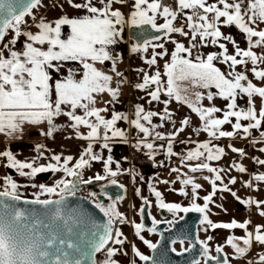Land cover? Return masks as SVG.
<instances>
[{"label":"snow or ice","instance_id":"obj_1","mask_svg":"<svg viewBox=\"0 0 264 264\" xmlns=\"http://www.w3.org/2000/svg\"><path fill=\"white\" fill-rule=\"evenodd\" d=\"M113 0H101L103 7L98 8L92 4V0H88L87 3H73V0H67V3L77 9H86L89 15H85L80 18H68L67 15L62 16L60 19L55 21V26L53 27L50 23L46 22L44 19H40L37 27L39 31L36 34L31 32H22L21 25L25 23L26 16H32L33 20L36 19L34 15V10L42 6V0H0V13H6L5 18L0 22V42H3L6 37V33L9 30H14V38L10 39L7 43H3L0 46V133H5L11 138H19L23 131V125L25 122L39 125L42 122H47L48 130L42 134L51 137L55 131L58 130V126L54 123L53 118L62 114L61 105H70L72 111L63 113L71 118L74 123L70 125L76 130V137L94 140L99 137L100 128H104V140L107 141L108 130L113 129L117 120L127 119V116L114 113L110 120H106L101 112L106 111V109L96 108L92 105L95 104V99L92 96L94 92H103L107 90L113 98H115L119 89H113L108 87L109 81L112 79L111 76L104 74L97 70L93 64L88 63L87 60L100 61L111 59V56L106 51V46L116 43V36L119 34L115 25L122 24L123 17L119 10L110 11L111 3ZM123 2V0H120ZM218 3L223 6V9L217 7L215 4H206V0H179L180 9H192L193 14L187 17L189 23L188 27L193 29L192 40L197 39V35L201 41L207 37H211V43L217 44L219 38L222 37L220 28L217 26V22L221 18H225L223 23L225 25L235 24L247 35V40L249 43V48L247 50H242L238 45H235V41L231 36H223V39L233 43L235 47V55H228L227 47L224 43H220L219 47L223 49V52L217 54L215 52L208 54L207 59H200L198 56L196 58L197 62L192 59H187L180 56V53L187 52L191 55V50L186 48L183 44L176 43V50L171 54V62L165 64V74L167 75V95L169 97L174 96L176 100H184L188 103V106L200 115V119L204 121L203 130L207 131L209 136L213 138L219 137H231L237 133L238 130H243L244 133H250L252 129H258L261 127L262 122H264V106L261 107L258 116L255 110L252 97L254 95H259L264 98V87H258L253 84L248 76L241 72H230L226 76L225 73L221 72L217 68L213 61L218 59V55L223 57V62L230 63V68L233 70L237 65H245L249 61L252 65H257V63L264 64V55L258 56L253 50V47L264 46V30H257L251 25L255 24L257 21L264 22V0H248L245 4V0H237L235 3H228L227 0H218ZM146 7H142L145 6ZM60 7H63L60 5ZM135 11L132 12L130 18L131 25H151L152 28L159 30H166L165 35L172 32H178L182 35H188L184 32L183 28L174 27L172 21L176 19L177 12L164 6L160 3V0H152L151 3L148 0H135ZM162 8L161 15L165 16L166 22L161 25L156 23V13ZM201 10L202 13L201 14ZM149 11L152 15H149ZM207 13H213L211 21ZM171 17V19H168ZM194 20H199L201 23H193ZM71 26V35L66 39H61V26L62 25ZM21 35L26 36L29 41L25 44V49L21 51L12 50L10 45H15L17 43V38ZM253 37H257L253 41ZM154 39H159L155 37ZM47 42L49 47L47 50H41L39 47H35L34 43L43 45ZM150 41H145L143 45H135L132 48L133 52L143 49L147 51L150 45ZM58 46L59 51H54V47ZM195 47V44L192 45ZM153 47L164 48L163 44L153 45ZM9 52V56L5 57L4 51ZM159 55H164L160 53ZM241 57L237 59V57ZM81 60L84 63V68L87 71L84 73V78L82 80H75L71 75L62 82H56L55 84V94L56 99L52 100V85H50L48 68L51 67L52 61L61 60ZM148 64L156 63V54L154 53L152 58L147 61ZM255 77L260 80H264V68L253 67L251 70ZM117 75H121L117 73ZM232 77V78H229ZM190 81L193 85H200L208 88L210 85H215L219 89V95L224 97L231 102L227 105L228 111L224 112L223 118H213L214 113L219 112L220 109L216 107L203 108L197 106L196 103L189 102L186 97L182 96V89L179 82ZM242 81H247L245 86ZM162 81L160 78V73L157 71L155 75L149 76L147 73L144 74L143 83L136 84L135 87L139 89H146L150 84L157 85L154 91H150L148 94L152 101H158L160 99L161 85ZM238 95H246L248 97V107L247 109H239L236 105V98ZM197 101L201 99V94L196 93ZM213 95L209 93L208 99L211 100ZM87 100L88 103H83ZM167 103V102H165ZM77 108H83L84 115H76L75 110ZM144 110L141 106L136 107V120L132 121L145 136L150 135V130L145 127L141 122V113ZM157 115L155 112H147L142 116V119L148 121L151 124V117ZM171 114L168 113L167 108H165L164 115L161 119H170ZM88 117H95V122H92ZM230 117L236 118V123L232 124L234 131H222L220 126L226 123H231ZM241 119L248 121L247 126H242L240 123ZM189 123L188 119L181 121L182 125H187ZM87 126L90 131L84 135L79 132V126ZM153 128L158 127L157 125H152ZM183 131V127L177 130L176 133L169 134L170 136L176 135L178 132ZM218 133V136H217ZM113 136H124V133L119 129L112 132ZM157 139H163L164 137L157 132ZM70 138V137H69ZM261 138L264 139V132H261ZM143 144L144 147L150 150L149 155H151V150L153 149L152 143H146L144 141L139 142L136 146L140 147ZM210 142H205L199 144L195 151H189L187 155L183 158L185 160L198 159L205 155L204 149L207 152V160H218L223 154V148H215L209 146ZM104 148H108L107 142L103 145ZM43 145L37 144L36 151L39 155H43ZM233 151L239 152L243 155L242 149H235ZM264 151V149H261ZM168 155H173L172 152V141L169 140L167 147ZM0 156L6 157L8 166L16 168L22 176L35 177L38 173L52 171H63L67 177H73L74 179H61L56 182L53 186H46L44 184L38 185L40 188V193L36 194L37 198L33 201H25V203H37L45 206H54V211L51 213L52 221L63 220L65 224L68 220L72 219L71 216L65 218L62 211V205L65 202L67 196H73L76 193L79 184H90L93 179L95 181L105 180L107 177H115L117 171H113L111 168L112 157L109 156L107 160L93 152V145L89 143L87 148L80 155L76 162L69 166V162L73 160L72 156H67L63 158L61 155H53L51 160L56 163H48L47 165H36L35 161L39 157L33 158L32 162H22L14 156L10 150L0 152ZM90 161H102L104 166L105 175L96 174L95 177H90L87 180L82 178V171L86 167H90ZM260 164H264V160L258 161ZM238 171H245L242 165H235ZM24 169H29L30 171L25 172ZM119 169V165H117ZM200 169H207L209 172L216 173L214 179L211 180L213 192L205 196L204 204L195 203V198L197 197V189L201 188L199 183H195L194 179L189 177L182 179L180 182L184 185L192 186V196L193 202L190 207H182L180 204L175 203H165L162 194L156 191L151 185L149 188L154 192L157 198V204L162 209H167L169 212H191L195 211L203 214L201 224L206 225L204 231L210 227L212 229L224 228V229H234L241 228L245 229V237H234L229 236L227 243L231 245L236 252L237 257H243L245 253L251 247L253 239L256 242L264 245V234H262V226L257 225L255 228V234L248 231L247 226L250 221H245L243 223H238L236 220H232L229 223H214L209 219V203L212 202V198L217 191L216 181H220L222 177L220 176V171L212 168L207 163L197 164L191 170L193 172ZM173 172L178 171L173 169ZM179 179V177H178ZM204 179H209L204 177ZM257 181H264V174H259L254 177ZM235 178L230 180V183H235ZM110 183L116 184L115 179H111ZM163 183H168V181H163ZM173 183H175L173 181ZM248 186H251V182H247ZM37 187V185H33ZM18 185L10 178H5V184L3 190L0 191V197H7L11 201H19L21 199L18 193ZM123 188V185L120 186ZM222 191H231L227 185H224ZM182 195H188L183 188L180 189ZM47 193L49 196L56 195L59 199H39V195ZM137 195H139V189L136 190ZM238 201L240 198L236 196L235 192L231 193ZM94 199L95 207L98 208L104 216L108 218L107 223L103 225H94L97 231L92 232L86 241V246L91 249V253L101 252L102 250L106 252L105 260L102 264H118V261L113 259V257L120 251L119 248L114 246H109L110 242L112 245L123 246L126 237L119 228L114 229L113 224L115 221L123 224L128 222L123 214L116 210L115 201L107 206L96 200V193L90 194ZM111 199V197H109ZM119 199V197H118ZM144 203L148 204L147 198H143ZM245 204H253L259 208L264 205V201H254L249 199L247 201H240ZM3 208H14V212L10 215L0 217V264H82L81 259L70 260L69 253L64 252L63 257L57 249L56 253H50L47 249L52 247L55 236L45 239L42 234H38L37 240H32L24 242L20 239V234L18 229L15 227L19 222L26 218V213L14 205L8 203H2ZM222 207V205L220 206ZM143 212V206L140 209ZM261 216H264V211L260 212ZM37 225L39 221L35 222ZM135 228V235L139 237L144 244H146L151 249H156L157 244L150 240L145 239L141 232L144 228L143 223L131 222ZM160 223L153 219V225ZM171 224L173 221H167ZM48 227V225H44ZM102 229V231L100 230ZM155 227L149 229V231H155ZM69 233L71 228L68 229ZM123 237V238H122ZM209 240L212 239L211 236L208 237ZM243 240L244 247H241L235 241ZM60 244H67L68 248L76 249L81 257L87 253L81 247V244L74 243L71 240H59ZM203 245V254L207 257V260H216L217 264H220L219 260L215 256H208V245L206 241H200ZM41 245H44L42 250ZM132 250L135 256L139 257L142 261H149L152 257L146 256L139 251L135 244L132 245ZM217 252H221L222 248L217 247ZM175 251V249H173ZM187 251V249H184ZM50 255L55 256L54 261H49ZM207 260L205 264H207ZM260 264H264V253L259 255ZM135 264V261L132 262ZM155 264V262H153ZM193 264H199V261H194ZM223 264H229L227 258L224 259Z\"/></svg>","mask_w":264,"mask_h":264},{"label":"crops","instance_id":"obj_2","mask_svg":"<svg viewBox=\"0 0 264 264\" xmlns=\"http://www.w3.org/2000/svg\"><path fill=\"white\" fill-rule=\"evenodd\" d=\"M174 5H164L162 0L160 3L164 6L169 7L177 12V17L172 21L174 27L183 28L184 32L188 35H182L178 32L163 34L159 39H152L147 51L143 49L133 52L132 48L138 45L133 39L122 36L123 29L130 24V18L133 11H135V0H113L111 3L110 11L119 10L123 17V23L115 25L118 31L116 36V43L107 45L106 51L111 56V59L100 61L87 60L88 63L93 64V66L103 72L104 74L111 76L112 79L109 81L108 87L113 89H119L118 95L113 98V96L107 91L94 92L92 96L95 99V104L92 105L96 108L106 109L100 113L106 120H110L114 113H120L127 116V119L117 120L113 129L108 130L107 141L104 140V128L101 126L99 137L94 140H87L76 137V130L70 127L74 121L63 113L72 111L70 105H61L62 114L55 116L53 118L54 123L58 126V130L53 133L51 137L45 136L42 133L48 130L47 122H42L39 125H34L25 122L23 125L22 134L19 138H11L5 133H0V152L10 150L16 159L22 162H32L33 158L39 157L35 161L38 166L40 164L47 165L48 163H56L51 160L53 155H61L63 161L64 157L72 156L73 160L69 162V166H72L80 155L87 148L89 143L93 145V152L99 154L103 160H107L109 156L112 157L111 168L113 171H117L115 177H110V179H115L117 182L121 183L125 181L127 185L128 193L132 202L142 201V197L146 198L151 193L153 196L154 192L150 190L149 185L152 187L156 186L157 189L165 187L163 190L164 195L174 196L175 193H180L181 188H192L191 185H184L180 181L186 178H193L195 183L201 185L200 189H197L196 199L203 201L201 199L203 196V191L212 188L211 180L214 179L216 173L209 172L207 169H200L193 172L191 169L197 164L207 163L210 167L215 168L220 171V176L222 179L216 181L217 191L212 198V202L209 203L208 216L211 217L214 223L217 219L221 218L222 207L219 204H215L216 200L214 198L219 196L218 188H222L225 185H232L235 191L240 196L252 195L254 200L257 201V193L264 188V181H257L254 179L256 175L264 174V164H260L259 160H264V139L261 138V132H264V122H262L261 127L258 129L250 130V133H244L243 130H238L237 133L231 137H219L213 138L209 136L207 131L203 130L204 121L200 119V115L193 111L188 103L182 100H176L174 96L169 97L167 95V75L165 74V64L171 62V54L176 50V43L183 44L186 48L191 50V55L187 52L180 53V56L192 59L194 62L199 56L200 59H207L210 53H221L223 49L219 47L220 43H224L227 47L228 55H235V47L233 43L228 42L223 39V36H231L235 41V45H238L242 50H247L249 48V43L247 40V35L241 31L235 24L225 25L221 18L217 22V26L220 28L222 37L219 38L217 44L211 43V37L205 38L203 41L200 40L199 35L195 41L192 40L193 29L188 27L189 15L193 14L192 9H180L179 0H171ZM88 0H73V3H87ZM149 3L152 0H148ZM228 3H235L237 0H227ZM248 0H245L247 4ZM92 4L98 8L103 7L101 0H92ZM206 4H215L217 7L223 9V6L218 3V0H206ZM62 5L63 7H60ZM142 7H146L142 6ZM162 8L156 13V23L157 25L164 24L166 22L165 16L161 15ZM201 14L202 10H201ZM34 15L36 17L33 20L32 16H26L29 24L27 28L21 30L22 32H31L36 34L39 29L37 27L40 19H44L46 22L50 23L53 27L55 26V21L60 19L62 16L67 15L68 18H80L85 15H89L86 9H77L70 6L67 0H42V6L34 10ZM149 15L152 13L149 11ZM209 20L211 21L213 13H207ZM171 19V17H168ZM193 23H201L199 20H194ZM257 30H264V22L257 21L255 24L251 25ZM71 35V26L62 25L61 26V39L66 40ZM14 38V30H9L6 33L5 40L1 43H7L10 39ZM257 37H253L255 41ZM31 42L26 36L21 35L17 38V43L15 45H10L12 50L23 51L25 49V44ZM144 44V43H143ZM142 44V45H143ZM163 44L164 48L153 47V45ZM195 44V47L192 45ZM35 47L41 48V50H47L49 45L47 42L43 45L34 43ZM54 51H59V47L56 46ZM252 50L258 55H264V46L253 47ZM164 55H159L160 53ZM156 54V63L148 64L147 61L150 60L153 54ZM5 57L9 56L7 50L4 51ZM241 57H237L240 59ZM230 61L228 63L223 62V57L218 55V59L213 61V64L225 73L236 71L244 73L248 76V79L252 81L253 84L258 87H264V80L257 79L254 73L251 71L253 67L264 68V64L257 63V65H252L249 61L245 65H237L233 70L230 68ZM49 73V83L52 85V100H55V84L56 82L65 81L69 75L73 79L79 81L84 78V73L87 69L84 68V63L77 60H61L52 61L51 67L48 69ZM160 73L161 78V88L160 99L158 101H152L149 96L150 91H154L157 87L155 84H150L146 89H139L135 87L136 84L143 83L144 74L147 73L149 76L155 75L156 72ZM120 73L121 75H117ZM232 78V77H229ZM182 89V96L186 97L189 102L196 103L197 106L203 108L216 107L220 111L213 115V118L222 119L224 112L228 111L227 105L231 102L219 95V89L215 85H210L205 88L200 85H193L190 81L179 82ZM242 83L247 84V81H242ZM196 93L201 94V99L197 101ZM211 93L213 98L208 99V95ZM255 110L258 113L262 106H264V98L260 97L258 94L252 97ZM167 102V103H165ZM83 103H88L87 100ZM141 106L144 110L141 113L140 122L148 127L150 130V135L145 136L134 124L133 120H136V107ZM236 105L239 109H247L248 107V97L246 95H238L236 98ZM165 108H167L168 113L171 114L170 119H161L164 115ZM83 108H77L75 110L76 115H84ZM155 112L157 115L151 117V124L148 121L142 119V116L147 112ZM188 119L189 123L187 125H182L181 121ZM259 118V116H258ZM92 122H95V117H88ZM231 123H226L220 126L222 131H234L232 124L236 123L235 117H230ZM240 123L242 126H247L248 121L241 119ZM152 125H157L158 127L153 128ZM183 127V131L178 132L174 136L169 134L176 133L178 129ZM119 129L124 133V136H113L112 132ZM90 129L87 126H79V132L86 135ZM159 132L164 138L157 139L156 133ZM218 136V133H217ZM70 137V138H69ZM172 141V152L173 155H168L167 147L169 140ZM144 141L146 143H152L153 149L151 150V155H149L150 150L144 147L143 144L140 147L136 145ZM107 142L109 147L104 148V143ZM205 142H210V147L215 150V148H223V154L218 160H207V152L204 149L205 155L199 157L198 159L185 160L183 159L189 151H195L199 144ZM43 145V155H39L36 151V145ZM235 149H242L243 155L239 152L233 151ZM119 165V169H117ZM235 165H242L245 171L241 172L237 170ZM173 169L178 171L173 172ZM25 172L30 171L29 169H24ZM82 171V178L87 180L90 177H95L96 174L105 175L104 166L102 161H90V167L84 168ZM10 177L19 187L18 193L27 197H35L36 194L40 193V188L38 185L44 184L46 186H53L57 181L61 179H73V177H67L63 171H52L38 173L35 177L22 176L16 170L8 166L7 158L0 156V182L5 183V178ZM179 177V179H178ZM208 177L209 179H204ZM235 178V183H230V180ZM94 180V179H93ZM228 180V181H226ZM163 181H168V183H163ZM173 181L175 183H173ZM251 182L249 190L247 188L248 183ZM122 184V183H121ZM33 185H37L34 187ZM139 189V195H137L136 190ZM189 190V189H188ZM264 190V189H263ZM186 191V190H185ZM190 196H192L189 191ZM217 195V196H216ZM237 195V196H238ZM56 196V195H53ZM51 196V197H53ZM199 196V197H198ZM49 194L44 193L39 195V198H49ZM201 197V198H200ZM220 199V198H219ZM214 201V202H213ZM220 203V202H218ZM135 204V203H134ZM142 204V203H141ZM221 204V203H220ZM246 205H244L238 215L241 217V222L243 223L248 214L246 212ZM243 219V220H242ZM241 229V228H238ZM243 230V229H242ZM223 232V231H222ZM234 232H231L233 234ZM246 235V232H244ZM243 234H238L241 237H245ZM236 234V233H234ZM221 237V236H220ZM217 236V240L221 239V243H227V240ZM254 243V245H253ZM251 244L252 249L256 246V242ZM229 245V244H228ZM259 260V256L257 257ZM260 264V261H258Z\"/></svg>","mask_w":264,"mask_h":264},{"label":"water","instance_id":"obj_3","mask_svg":"<svg viewBox=\"0 0 264 264\" xmlns=\"http://www.w3.org/2000/svg\"><path fill=\"white\" fill-rule=\"evenodd\" d=\"M6 13H0V22L5 18ZM166 30H157L151 27V25H129L123 29L122 36L124 38L133 39L138 45H142L145 41L152 40L155 37H160L165 34ZM2 42H0L1 45ZM74 179V178H73ZM110 178L107 177L102 181L93 180L90 184H79L75 195L67 196L64 204L61 206L65 218L71 216L72 219L68 220L65 224L63 220L52 221L51 213L54 211V206L41 205L37 203H25V201H33L35 197L21 196L19 201H11L7 197H0V217L10 215L14 212V208H3L2 203H8L14 205L15 208L21 209L26 213V218L23 219L15 227L18 229L20 239L24 242L37 240L38 234H42L45 239L55 236L56 239L53 242L52 247L47 250L50 253H56L59 249V253L63 257V253H69V259H81L82 264H100L98 256L101 252L91 253V249L86 246L88 236L97 231L94 225H103L107 223L108 218L95 207V203L89 197L79 193V190L86 186H89L91 191L96 193V200L107 203L109 200H122L126 195V189L121 183H110ZM111 197V199H109ZM119 197V199H118ZM59 199L58 196L44 199ZM143 212H140L141 223L144 228L149 229L155 227V231H151L158 234L156 249H151L149 257H152L149 261H142V264H193L194 261L201 260L203 256L205 261L207 257L203 254V245L200 243L199 238V225L203 214L191 211L176 217V212H169L167 209H160V214L163 218L170 216V220H160V223L153 225V217L150 212V203L143 204ZM141 206V207H142ZM39 221L37 225L35 222ZM167 221H173L169 225ZM48 225V227H44ZM71 228L69 233L68 229ZM114 228V224H113ZM102 231V229H100ZM71 240L74 243L81 244V247L87 253L81 257L80 253L74 248H68L67 244H60L59 240ZM188 241L190 245L187 251L177 250L174 245L178 242ZM111 243V242H110ZM43 250L44 245H41ZM175 249V251H173ZM208 256H212L208 253ZM217 260L220 264H223L226 254L224 251L218 252ZM49 261H54L55 256L50 255ZM204 261V262H205ZM207 264H217L216 260H207Z\"/></svg>","mask_w":264,"mask_h":264},{"label":"rangeland","instance_id":"obj_4","mask_svg":"<svg viewBox=\"0 0 264 264\" xmlns=\"http://www.w3.org/2000/svg\"><path fill=\"white\" fill-rule=\"evenodd\" d=\"M226 181H228V180H226ZM121 183L126 189V195L122 200L115 201V207H116L117 211H119L120 213L123 214V217H125L128 222L121 224V223H119V221H115L114 222V228L115 229L119 228V230L123 233V236L126 237L127 239H126L123 246L112 245V244H110L109 246H114V247H117L120 249V251L117 252V254L113 257V259L118 261V264H132L133 261H135V264H142V260H140L139 257L135 256V253L132 250V245L135 244L136 247L139 249V251L146 256L150 255L151 248H149L146 244H144L143 241H141L139 239V237H137L135 235V228L131 222L135 221L136 223H140V209H141V205L144 204V200L142 199V201H139V202L138 201L132 202L130 199L129 193L127 192L128 189L126 187L127 185L125 184V181H122ZM227 186H228V188L231 189V191L220 190V189H222V185H221V187L218 188V190H220L219 196L217 198L216 197L214 198V200L215 199L219 200V201L216 200L215 204L222 205V211H221L222 219L219 218V219H217L216 222L220 221L221 223H229L232 220H236L238 223H242L241 217L239 218L238 215L240 214L242 207L246 204L241 203L240 201H247L249 199L254 200V197H252V195H250V194L245 195V196H240L235 191V189L232 185L228 184ZM153 188H155L156 191H159L162 194V197H163V200L165 203H175V204H180L182 207H190V205L193 202V196H190V194H189V191L191 192L192 188H188V187L183 188L184 190H186L185 192H187L188 195H182L181 192L180 193L177 192V193H175L174 196L164 195L162 192H163L165 187H162L159 190L157 189L156 186H154ZM247 188L249 190V186H247ZM263 189L264 188H262L261 191H258V193H257L258 200L257 201H264V190ZM212 192H213V188H209L206 191H203V196H202V198L201 197L200 198L203 199L205 196L209 195ZM232 192H235L236 196L238 195V197L240 198V201H238L236 199V197H234L231 194ZM249 192H250V190H249ZM146 198L150 203V212H151L152 217L155 220H159L161 218V216H160V209L161 208L157 204V198H156L155 194H153V196H151V193H150L148 195V197H146ZM218 202H220L221 204ZM195 203L200 204L202 206L204 204V200L199 201L195 198ZM261 211H264V205H262L261 207L258 208L256 206V204L253 203L251 205L247 204L246 212H244V213L248 214V216L245 218V220L250 221V223L247 226V229H248V231L253 232L254 234H255V228L257 225L262 226V234H264V216L260 215ZM178 213H182V212H178ZM241 213H242V211H241ZM209 219H211L212 221L214 220L211 217H209ZM204 227H206V225H202V224L199 225V238H200V240L206 241L207 244L212 248L211 249L212 252H214L215 247L220 246L222 248V250L224 251V253H226L228 260H229V264H258V261H260V260H258L257 257L261 253H264V245L256 242L255 239H253V242H256V244H255L256 246H254L252 249L248 250L243 257H237L235 249L231 245H228L225 242L221 243L220 242L221 239L217 240V236H219V237L221 236L220 238H224L226 240H228L229 236L241 237L238 234H243L245 232V229H243V230L238 229V228H234V229H224V228L212 229L209 227L207 229V231H204ZM231 232H234L236 234H234V233L231 234ZM141 235H143L145 237V239L150 240L153 243H156V241L158 239L157 233H154V232H151L148 230H142ZM244 235H245V233H244ZM209 236L212 237L211 240L208 239ZM235 242L238 243L241 247L245 246L243 244V240H237ZM186 244L187 243H184L182 245L176 244V247L180 248ZM253 245H254V243H253ZM105 257H106V252L102 251L98 256V261L100 264H102V262L105 260ZM199 264H203V262L201 261V262H199Z\"/></svg>","mask_w":264,"mask_h":264},{"label":"flooded vegetation","instance_id":"obj_5","mask_svg":"<svg viewBox=\"0 0 264 264\" xmlns=\"http://www.w3.org/2000/svg\"><path fill=\"white\" fill-rule=\"evenodd\" d=\"M113 201H117V200H109L107 203H104L106 206L108 205V204H111ZM142 206V205H141ZM183 214V212L182 213H178V212H176V217H179L180 215H182ZM160 216H161V214H160ZM163 219H166V220H170V216L169 217H167V218H163L162 216H161V218L159 219V220H156V221H160V220H163ZM140 223H141V216H140ZM170 225V224H169ZM143 230H146V229H143ZM184 243H187L186 245H184V246H182V247H180V248H177L176 247V244H180V245H182V244H184ZM190 245V242H188V241H183V242H178V243H175V245H174V247H175V249H177V250H182V249H184V248H187L188 246ZM208 245V244H207ZM218 247V246H217ZM217 247H215L214 248V252H212L211 251V247L208 245V253L210 254V255H212V256H217L218 255V252H217ZM220 247V246H219ZM221 248V247H220ZM223 251V250H222ZM226 254V253H225ZM226 258L228 259V257H227V255H226ZM203 262V264H205V259H204V257L202 256L201 257V260H200V262Z\"/></svg>","mask_w":264,"mask_h":264},{"label":"built area","instance_id":"obj_6","mask_svg":"<svg viewBox=\"0 0 264 264\" xmlns=\"http://www.w3.org/2000/svg\"><path fill=\"white\" fill-rule=\"evenodd\" d=\"M166 5H168V6H169V5H172V6H174V8H175V5H174V3H173L171 0H167V1H166ZM28 24H29V22H28V20L25 18V23L21 25V30H24L25 28H27ZM4 184H5V183L0 182V191L3 190V186H4ZM79 193H81L82 195H85V196L89 197V198L92 199V200L94 199V198L90 195V194L93 193V192L91 191V189H90L89 186H86V187H84L83 189L79 190ZM95 199H96V198H95Z\"/></svg>","mask_w":264,"mask_h":264},{"label":"trees","instance_id":"obj_7","mask_svg":"<svg viewBox=\"0 0 264 264\" xmlns=\"http://www.w3.org/2000/svg\"><path fill=\"white\" fill-rule=\"evenodd\" d=\"M166 1H167V0H162V4L165 5V4H166ZM114 229H115V228H114ZM110 244H111V243H110ZM110 244H109V245H110Z\"/></svg>","mask_w":264,"mask_h":264}]
</instances>
